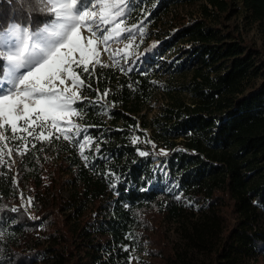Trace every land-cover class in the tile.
<instances>
[{
  "label": "trees",
  "instance_id": "trees-1",
  "mask_svg": "<svg viewBox=\"0 0 264 264\" xmlns=\"http://www.w3.org/2000/svg\"><path fill=\"white\" fill-rule=\"evenodd\" d=\"M198 1L199 14L173 11L144 50L170 37L189 43L160 61L171 67L182 58L178 69L191 74L168 91L159 116L145 119L157 88L154 70L97 66L92 87L109 95L79 121L95 125L88 134L99 152L88 151V166L63 139L29 144L24 156L12 151L16 163L0 167V264H128L130 247L140 242L152 264H264V228L257 224L264 203V0ZM238 1L250 11L247 24L259 20L261 47L229 22ZM156 11L157 21L163 11ZM25 18L17 0H0L5 27ZM82 94L97 98L95 91ZM137 122L168 148L163 157L177 182L171 191L141 190L150 155L139 156L140 144L130 142ZM110 171L119 177L116 193ZM20 191L32 194V214Z\"/></svg>",
  "mask_w": 264,
  "mask_h": 264
},
{
  "label": "snow or ice",
  "instance_id": "snow-or-ice-1",
  "mask_svg": "<svg viewBox=\"0 0 264 264\" xmlns=\"http://www.w3.org/2000/svg\"><path fill=\"white\" fill-rule=\"evenodd\" d=\"M17 2L26 18L20 22L13 20L6 27L0 22V142H4L0 147V166L5 163V154L11 161L13 150L17 155H26L29 143L35 149L37 142L52 144L63 139L77 147L87 167L84 147L86 143L90 145L92 137L87 133L95 125L82 126L79 121L90 107L100 103L101 95H109V90L101 94L91 83L93 78L99 81L95 76L97 66L108 67L99 59L98 44H103L107 52L109 41L121 37L134 41L137 30L143 35V21L141 25L122 27L136 0ZM82 30L87 34L82 35ZM121 59L127 60V55ZM133 70L120 68L122 72ZM85 89L95 91L97 98L83 95ZM130 142L135 145L139 138L134 136ZM43 150L42 147L40 151ZM96 151L99 152L98 145ZM137 152L141 157L149 155L139 148ZM161 153L166 154L163 150ZM106 175L119 181L111 171ZM110 187L115 189L116 183L110 181ZM174 198L180 200L182 193ZM28 204L31 205L30 197ZM18 211L17 207L11 208L13 213Z\"/></svg>",
  "mask_w": 264,
  "mask_h": 264
},
{
  "label": "rangeland",
  "instance_id": "rangeland-1",
  "mask_svg": "<svg viewBox=\"0 0 264 264\" xmlns=\"http://www.w3.org/2000/svg\"><path fill=\"white\" fill-rule=\"evenodd\" d=\"M199 3L198 0H136L134 10L131 15L126 18V25L122 27H130L132 24L141 25L144 29L143 35L140 32L136 31V39L134 41H129L127 39H123L122 37L119 40L109 41L108 48L109 51H104V45L98 44V50L100 52L99 59L103 64L106 65H116L120 68L124 69L128 68H138L141 70H154L156 72V76L154 81L157 84V88L154 91L149 103L147 104L145 113V119L147 121H151L155 116H159L162 112V108L164 104L168 100V91L179 89L183 82H186L191 72L189 70L182 71L178 69L182 64V58H179L175 61L174 65L171 67L165 65V63L161 62V60L169 59L172 60L176 56L177 49L179 45L188 46V42L181 43L180 38L172 39L171 37L167 40V43L160 41L156 48L144 53V50L147 46L152 45L154 42H157V34L168 26V20L173 11H178L180 14L186 15H194L199 14ZM165 6V7H164ZM161 7L163 12H159L158 17L161 16V19L154 20L153 15L155 11ZM238 11L231 16L229 22L234 25H238L239 29L244 28L243 35L251 39L255 42V44L261 47V32L259 28V20L254 21L250 24H247L245 17L250 14V11L243 9L242 3L240 1L237 2ZM157 13V11H156ZM146 17V18H145ZM156 22V24H154ZM246 24V25H245ZM82 35H86L87 33ZM163 35V34H161ZM165 38V35L161 37V40ZM162 42V43H161ZM127 55V60L121 59L122 56ZM113 56L114 59L110 58ZM264 57V51L262 54ZM114 60L116 63H114ZM156 62V63H151ZM154 64V65H152ZM184 95H187L186 92H181ZM151 126L142 127L139 122H137V130L133 131L131 137H138L139 144L138 147L140 150L148 152L150 155V160L148 161V171L147 173H143L141 178L148 177L146 181V185L142 186L141 189H148L153 187L158 190H169L177 187V182L171 178L170 173V165L167 157H163L161 150L164 153H167L168 148L164 146L161 142H156L151 140ZM87 135H89L87 133ZM90 136V135H89ZM182 136L178 137L180 139ZM146 141H151V143H147ZM4 142H0V147L3 146ZM13 144L17 143L16 141L12 142ZM31 144V143H29ZM153 144L155 147H153ZM29 147V145H28ZM93 147V150L96 151V141L92 137V141L90 145L88 143L85 144L84 151L85 154L88 155V151ZM5 149V153H6ZM145 157V156H144ZM5 163L2 166L1 170L4 171L6 167V163L8 160L7 154L3 157ZM11 160L15 164L16 161L12 158ZM147 162V160H145ZM7 168V167H6ZM12 172L14 170L12 169ZM116 176V175H115ZM118 182L114 177L109 178V183ZM65 188V187H62ZM109 188L110 184H109ZM63 193H65L64 189H61ZM112 191V189H111ZM114 191V189H113ZM116 193V191H114ZM21 195H23V199H21ZM19 201L23 205V207L28 210V213H33V203H32V194H28L27 192L20 191L19 192ZM31 198V205L28 204V198ZM46 200L44 197L42 201ZM259 205V219L257 224L264 228V203H258ZM174 236V232H171L168 237L171 239ZM139 248L136 245H133L129 249L128 256V264H152L150 260V255L147 251V246L140 242L138 243ZM129 248L128 245H123V249Z\"/></svg>",
  "mask_w": 264,
  "mask_h": 264
},
{
  "label": "bare ground",
  "instance_id": "bare-ground-1",
  "mask_svg": "<svg viewBox=\"0 0 264 264\" xmlns=\"http://www.w3.org/2000/svg\"><path fill=\"white\" fill-rule=\"evenodd\" d=\"M82 32H83V30H82ZM83 34H85V33H83Z\"/></svg>",
  "mask_w": 264,
  "mask_h": 264
}]
</instances>
